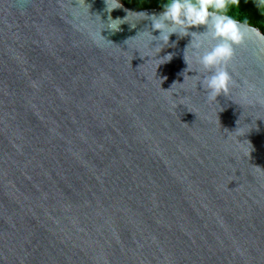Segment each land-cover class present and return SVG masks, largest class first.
Masks as SVG:
<instances>
[{
  "label": "water",
  "instance_id": "obj_1",
  "mask_svg": "<svg viewBox=\"0 0 264 264\" xmlns=\"http://www.w3.org/2000/svg\"><path fill=\"white\" fill-rule=\"evenodd\" d=\"M108 16L0 0V264H264V42L210 101L187 37L157 66Z\"/></svg>",
  "mask_w": 264,
  "mask_h": 264
},
{
  "label": "clouds",
  "instance_id": "obj_2",
  "mask_svg": "<svg viewBox=\"0 0 264 264\" xmlns=\"http://www.w3.org/2000/svg\"><path fill=\"white\" fill-rule=\"evenodd\" d=\"M240 4L241 0H160L161 11L158 14L127 10L123 19H113L110 13L122 8L121 0H105V11L109 13L105 27L118 31L125 22L135 27L142 21H150L142 34V46L145 56L154 53L157 66L172 59L171 53L163 57L158 55L164 48L175 46L176 41L169 43L171 36L175 35L176 40L187 37L183 54L187 68L191 58L202 71L198 86L204 89L208 100L217 101L218 96L229 93L232 77L227 66L235 48L253 36L264 42L260 29L253 26L246 16L237 15ZM253 4L264 17V0H253ZM128 17L136 22L130 23ZM201 28L202 31L199 30ZM153 32H158V35H153ZM186 51L190 52V57L185 55Z\"/></svg>",
  "mask_w": 264,
  "mask_h": 264
},
{
  "label": "trees",
  "instance_id": "obj_3",
  "mask_svg": "<svg viewBox=\"0 0 264 264\" xmlns=\"http://www.w3.org/2000/svg\"><path fill=\"white\" fill-rule=\"evenodd\" d=\"M124 4L134 10H142L149 8H158L160 0H122ZM238 16H246L253 26L260 29L264 34V17H262L253 4V0H241L240 8L237 10Z\"/></svg>",
  "mask_w": 264,
  "mask_h": 264
},
{
  "label": "rangeland",
  "instance_id": "obj_4",
  "mask_svg": "<svg viewBox=\"0 0 264 264\" xmlns=\"http://www.w3.org/2000/svg\"><path fill=\"white\" fill-rule=\"evenodd\" d=\"M128 1H130V0H128Z\"/></svg>",
  "mask_w": 264,
  "mask_h": 264
}]
</instances>
